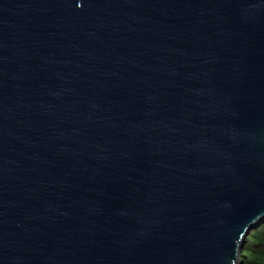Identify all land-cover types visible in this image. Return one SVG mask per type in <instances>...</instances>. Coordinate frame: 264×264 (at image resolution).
Wrapping results in <instances>:
<instances>
[{
	"label": "water",
	"instance_id": "1",
	"mask_svg": "<svg viewBox=\"0 0 264 264\" xmlns=\"http://www.w3.org/2000/svg\"><path fill=\"white\" fill-rule=\"evenodd\" d=\"M264 222V0H0V264H243Z\"/></svg>",
	"mask_w": 264,
	"mask_h": 264
},
{
	"label": "trees",
	"instance_id": "2",
	"mask_svg": "<svg viewBox=\"0 0 264 264\" xmlns=\"http://www.w3.org/2000/svg\"><path fill=\"white\" fill-rule=\"evenodd\" d=\"M243 264H264V222L254 229L246 240L241 254Z\"/></svg>",
	"mask_w": 264,
	"mask_h": 264
},
{
	"label": "rangeland",
	"instance_id": "3",
	"mask_svg": "<svg viewBox=\"0 0 264 264\" xmlns=\"http://www.w3.org/2000/svg\"><path fill=\"white\" fill-rule=\"evenodd\" d=\"M256 229V228H255ZM254 230V229H253Z\"/></svg>",
	"mask_w": 264,
	"mask_h": 264
}]
</instances>
